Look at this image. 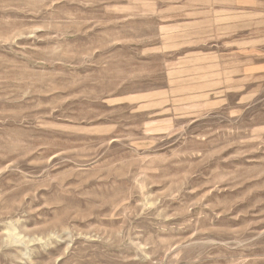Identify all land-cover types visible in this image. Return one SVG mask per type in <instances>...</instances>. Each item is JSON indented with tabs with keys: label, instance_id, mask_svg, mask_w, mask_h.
Returning a JSON list of instances; mask_svg holds the SVG:
<instances>
[{
	"label": "rangeland",
	"instance_id": "rangeland-1",
	"mask_svg": "<svg viewBox=\"0 0 264 264\" xmlns=\"http://www.w3.org/2000/svg\"><path fill=\"white\" fill-rule=\"evenodd\" d=\"M0 264H264V0H0Z\"/></svg>",
	"mask_w": 264,
	"mask_h": 264
}]
</instances>
